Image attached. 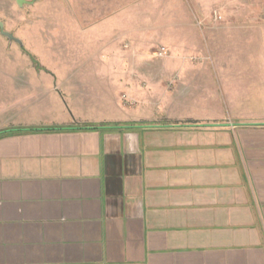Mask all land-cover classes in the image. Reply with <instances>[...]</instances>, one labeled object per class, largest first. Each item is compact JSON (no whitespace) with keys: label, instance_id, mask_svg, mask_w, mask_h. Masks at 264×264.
Instances as JSON below:
<instances>
[{"label":"crops","instance_id":"1","mask_svg":"<svg viewBox=\"0 0 264 264\" xmlns=\"http://www.w3.org/2000/svg\"><path fill=\"white\" fill-rule=\"evenodd\" d=\"M225 2L238 11L207 34L247 21L264 54V0ZM211 43L194 50L210 55L199 68L220 97L206 115L124 118L94 96L112 112L69 121L28 113L32 86L53 96L62 83L49 72L30 85L28 53L4 46L0 133H13L0 137V264H264V61L232 65ZM99 66L108 77L88 84L126 83L130 109L186 92L139 93L124 63Z\"/></svg>","mask_w":264,"mask_h":264},{"label":"rangeland","instance_id":"2","mask_svg":"<svg viewBox=\"0 0 264 264\" xmlns=\"http://www.w3.org/2000/svg\"><path fill=\"white\" fill-rule=\"evenodd\" d=\"M25 1L28 4L19 7L13 0H0V22L4 31L21 43L19 45L0 35V61H6L4 46L15 45L28 53L25 55L31 66L27 74L30 85L38 74L41 77L49 72L62 83L53 96L47 94V90L43 94L33 89L34 86L30 88L24 106L27 105L29 114L37 112L43 121H69L76 114L106 113L105 103H96L94 96L101 101H111V109L122 112L124 118L135 114L143 118L150 114L178 119L198 118L207 114L205 108L215 105V96L219 104L220 97L214 93V75L199 68L202 64L212 67L210 55H201L194 50L212 45L214 40L218 48L233 53L223 57L232 65H258L264 61L260 32L246 26L250 24L247 21H234L231 28L216 31L213 37L207 34L224 22L225 14L238 11L231 9L225 2L228 0ZM215 14L221 19L215 20ZM161 48H164V55L159 56ZM227 56H231L228 61ZM109 61L127 66L126 81L129 83L128 80L133 79L132 84L139 93L149 92L153 84L167 92H173L176 84H182L186 92L183 97L171 96L166 102L163 100L146 107L138 104L135 109H130L132 104H126L130 96L124 86L126 83L88 84L108 77V72L102 70L99 63ZM199 80L210 81L205 87L211 92H206L204 86L198 84ZM50 86H53L52 80L45 83L44 88ZM123 95L125 99L121 98ZM50 100L52 105H49ZM117 100L127 109L120 103L118 106ZM115 106L123 110H116ZM39 107L42 108L40 112L37 111Z\"/></svg>","mask_w":264,"mask_h":264},{"label":"water","instance_id":"3","mask_svg":"<svg viewBox=\"0 0 264 264\" xmlns=\"http://www.w3.org/2000/svg\"><path fill=\"white\" fill-rule=\"evenodd\" d=\"M15 1V3L21 7L23 4H28L25 0H13ZM0 35H2L3 37H5L6 39H8L9 41H13L17 44H21L20 41L18 39H16L12 34L4 31V25L2 22H0Z\"/></svg>","mask_w":264,"mask_h":264},{"label":"built area","instance_id":"4","mask_svg":"<svg viewBox=\"0 0 264 264\" xmlns=\"http://www.w3.org/2000/svg\"><path fill=\"white\" fill-rule=\"evenodd\" d=\"M214 19H215V20H220L221 17H220L219 15L215 14V15H214ZM158 55H159V56L164 55V48H161V49L158 50ZM121 98H122V99H125V96L123 95Z\"/></svg>","mask_w":264,"mask_h":264},{"label":"trees","instance_id":"5","mask_svg":"<svg viewBox=\"0 0 264 264\" xmlns=\"http://www.w3.org/2000/svg\"><path fill=\"white\" fill-rule=\"evenodd\" d=\"M141 124L146 125L147 123H141ZM95 128H96V127H93V129H95ZM11 133H13V132H4V133H0V137H1V136L8 135V134H11Z\"/></svg>","mask_w":264,"mask_h":264}]
</instances>
